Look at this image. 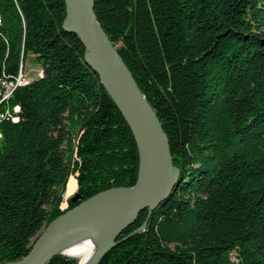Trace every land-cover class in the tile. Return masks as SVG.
Masks as SVG:
<instances>
[{"label": "trees", "instance_id": "1", "mask_svg": "<svg viewBox=\"0 0 264 264\" xmlns=\"http://www.w3.org/2000/svg\"><path fill=\"white\" fill-rule=\"evenodd\" d=\"M64 9L0 0V79L28 56L40 64L0 100V264L63 212L64 186L77 184L79 203L137 179L131 131L61 27ZM92 10L179 171L95 264H264V0H92Z\"/></svg>", "mask_w": 264, "mask_h": 264}, {"label": "water", "instance_id": "2", "mask_svg": "<svg viewBox=\"0 0 264 264\" xmlns=\"http://www.w3.org/2000/svg\"><path fill=\"white\" fill-rule=\"evenodd\" d=\"M63 2L65 9L61 27L77 37L83 47L84 62L97 75L128 125L137 148L138 175L133 186L102 191L61 213L43 227L24 256L3 264H44L52 255L59 253L58 249L71 238L111 220L114 224L111 240L100 257L139 211L152 210L168 196L178 178L179 171L171 162L165 133L120 56L98 25L92 10V0ZM108 191L118 192L108 201L88 203Z\"/></svg>", "mask_w": 264, "mask_h": 264}, {"label": "bare ground", "instance_id": "3", "mask_svg": "<svg viewBox=\"0 0 264 264\" xmlns=\"http://www.w3.org/2000/svg\"><path fill=\"white\" fill-rule=\"evenodd\" d=\"M117 192L118 191H108L102 193L88 203L96 204L108 201L112 199ZM113 229V221H105L71 238L65 242L58 251L60 254L75 257L78 264H93L103 249L110 243Z\"/></svg>", "mask_w": 264, "mask_h": 264}, {"label": "rangeland", "instance_id": "4", "mask_svg": "<svg viewBox=\"0 0 264 264\" xmlns=\"http://www.w3.org/2000/svg\"><path fill=\"white\" fill-rule=\"evenodd\" d=\"M115 46H118V44H116ZM19 67H20V70L18 69V71H19L21 76L18 77V71L16 72L17 75H15V80L18 79V81H21V79L23 78L24 80L29 82L32 79H35L38 76L39 71H40L39 70V68H40L39 62L35 61L30 56L26 57L25 60L23 61V63H20ZM22 85H24V83L19 84L17 86H22ZM65 184H66V182H65ZM67 184H68V182H67ZM66 188H67V185H66ZM66 188L64 186V190L65 191H63V193H62V198H61V202H60V205H59V209L61 211H63L62 213L72 209L73 207H75L79 203H82V202L88 200L89 198H91V197H93V196L98 194V193H96L95 195H93V196H91L89 198H86V199L80 201L79 203H77V201L79 199V197L77 195V184H76L75 190L73 192H71L70 194H66ZM68 200H71V201L75 202V205L73 207L69 208V209L67 208L68 207V202H67ZM31 240H32V238H31ZM56 254H59V253H56ZM60 255H63L65 257H69V258H73L75 260V264L76 263L78 264V261L76 262L75 257H70V256H67V255H64V254H60Z\"/></svg>", "mask_w": 264, "mask_h": 264}, {"label": "built area", "instance_id": "5", "mask_svg": "<svg viewBox=\"0 0 264 264\" xmlns=\"http://www.w3.org/2000/svg\"><path fill=\"white\" fill-rule=\"evenodd\" d=\"M20 70V67H19ZM17 75V74H16ZM21 76L18 71V77ZM26 84L27 81L23 78L21 81L15 80V76L11 79L8 78H1L0 79V99H6L12 92V90L19 84Z\"/></svg>", "mask_w": 264, "mask_h": 264}]
</instances>
